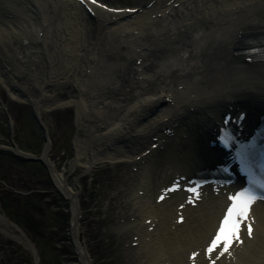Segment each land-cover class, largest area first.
Here are the masks:
<instances>
[{
	"label": "bare ground",
	"instance_id": "obj_1",
	"mask_svg": "<svg viewBox=\"0 0 264 264\" xmlns=\"http://www.w3.org/2000/svg\"><path fill=\"white\" fill-rule=\"evenodd\" d=\"M84 1L95 12L76 0H0V76L42 79L37 110L74 106L69 171L77 164L85 172L104 162L130 166L131 185H121L130 220L116 227L126 264H264V203L252 206L253 236L244 231L242 243L210 258L205 250L225 193L236 187H204L194 206L186 191L188 168L200 171L212 161L208 142L223 113H253L264 104V59L251 54L264 48V0H142L131 11ZM61 77L70 80L71 95L52 102L45 87ZM54 168L55 189L70 200L75 253L80 264H91L78 238L77 193ZM176 181L180 189L168 191ZM5 223L0 214V231L13 235Z\"/></svg>",
	"mask_w": 264,
	"mask_h": 264
},
{
	"label": "rangeland",
	"instance_id": "obj_2",
	"mask_svg": "<svg viewBox=\"0 0 264 264\" xmlns=\"http://www.w3.org/2000/svg\"><path fill=\"white\" fill-rule=\"evenodd\" d=\"M101 1L109 6L132 8L139 6L141 0ZM83 16L85 38H92L91 20L85 11ZM84 55L86 53L81 52L80 63L86 61ZM82 69V66L78 68L79 74ZM43 82L40 78L17 73L0 76V100L5 107L0 108V145H10L12 131V139L22 151L36 155L42 152L44 140L31 115V107L13 96L9 89L17 88L24 94L38 97V87ZM45 89L54 90L53 95L43 93L46 98L52 96L55 99L52 102H61L72 92L70 80H63V77L58 82H48ZM40 113L51 141L48 157L58 171H65L67 183L77 193L80 205L78 238L88 251L90 263L126 264L124 235L116 227L128 219V206L123 200L129 193L121 185H131L130 166L127 162H104L85 172L84 167L77 164L69 171L77 132L75 108L61 102L52 108L40 109ZM66 198L55 189L42 163L18 161L9 152H0V213L16 223L31 242L26 245L21 233L5 223V229L13 235L0 231V264H80L70 235V203Z\"/></svg>",
	"mask_w": 264,
	"mask_h": 264
},
{
	"label": "snow or ice",
	"instance_id": "obj_3",
	"mask_svg": "<svg viewBox=\"0 0 264 264\" xmlns=\"http://www.w3.org/2000/svg\"><path fill=\"white\" fill-rule=\"evenodd\" d=\"M95 3L96 0H91ZM227 145V137H221ZM243 163V161H242ZM242 170L248 171L246 167ZM250 183L257 185L260 189H264V180H257L255 178L250 179ZM179 188V184H175L168 191H176ZM187 191L195 194L197 192L196 187L187 189ZM160 199H163L161 197ZM257 199H264V195L257 196L252 188H244L241 191H237L232 195H229V204L226 205L222 217L218 221V226L215 229V233L212 236L210 243L206 248V254L211 258L217 249L220 250L221 254L226 253L232 247L234 243H242L241 231L246 229L247 236L251 238L253 236V224L250 222L251 207ZM189 202H192L190 198ZM183 207V205H181ZM178 222H183V217H180ZM196 253H193V258ZM215 264V260L212 261Z\"/></svg>",
	"mask_w": 264,
	"mask_h": 264
}]
</instances>
